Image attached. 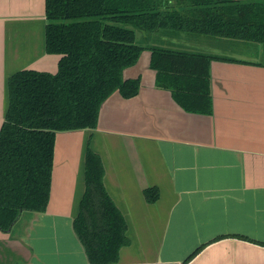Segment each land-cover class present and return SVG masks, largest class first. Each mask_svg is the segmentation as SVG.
Returning a JSON list of instances; mask_svg holds the SVG:
<instances>
[{
    "label": "crops",
    "instance_id": "0c3cea01",
    "mask_svg": "<svg viewBox=\"0 0 264 264\" xmlns=\"http://www.w3.org/2000/svg\"><path fill=\"white\" fill-rule=\"evenodd\" d=\"M46 22L45 0H0V127L12 73L58 70ZM175 31L167 48L221 56L210 62L211 109H187L157 86L152 49L165 46L143 45L123 72L140 77L139 92L113 91L95 128L57 132L47 209L0 228V264H264V43ZM88 144L127 223L109 263L91 262L74 228Z\"/></svg>",
    "mask_w": 264,
    "mask_h": 264
},
{
    "label": "trees",
    "instance_id": "16d2710c",
    "mask_svg": "<svg viewBox=\"0 0 264 264\" xmlns=\"http://www.w3.org/2000/svg\"><path fill=\"white\" fill-rule=\"evenodd\" d=\"M45 10L46 50L60 55L58 70L23 68L9 76V105L0 127L3 230L23 210L47 209L57 132L95 128L101 104L113 91L124 97L139 92L140 77L123 75L145 48L136 27L264 43V0H45ZM216 57L221 58L154 46L156 84L169 88L185 108L209 111L210 62ZM104 173L101 156L88 144L74 228L93 263L117 261L128 242L126 220L105 187ZM145 191L151 200L158 196L157 188Z\"/></svg>",
    "mask_w": 264,
    "mask_h": 264
},
{
    "label": "rangeland",
    "instance_id": "374dc122",
    "mask_svg": "<svg viewBox=\"0 0 264 264\" xmlns=\"http://www.w3.org/2000/svg\"><path fill=\"white\" fill-rule=\"evenodd\" d=\"M135 29H136V33H137V40L142 45H147L149 43H152V44H159V45H162L165 47L166 46H170V47L174 46L171 44V42H173V41H172V38L170 36H171V33L176 32L175 30L168 29V28H161V29L157 30L155 33H151V32H147L141 28L136 27ZM248 44H251V43H248ZM254 46H257V45L251 44L252 49ZM262 46H264V45H262ZM253 50H255V49H253ZM190 51H192V50H190ZM263 59H264V53H263Z\"/></svg>",
    "mask_w": 264,
    "mask_h": 264
}]
</instances>
